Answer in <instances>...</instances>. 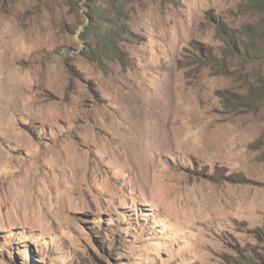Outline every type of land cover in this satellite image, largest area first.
<instances>
[{
  "label": "rangeland",
  "instance_id": "1",
  "mask_svg": "<svg viewBox=\"0 0 264 264\" xmlns=\"http://www.w3.org/2000/svg\"><path fill=\"white\" fill-rule=\"evenodd\" d=\"M253 1L0 0V264H264Z\"/></svg>",
  "mask_w": 264,
  "mask_h": 264
},
{
  "label": "bare ground",
  "instance_id": "2",
  "mask_svg": "<svg viewBox=\"0 0 264 264\" xmlns=\"http://www.w3.org/2000/svg\"><path fill=\"white\" fill-rule=\"evenodd\" d=\"M139 113V112H138ZM142 116H145L146 118L148 119H154L155 117H159L157 112L154 111V110H143L141 111L140 113ZM131 125V124H130ZM132 127H137V124L136 123H132L131 127H129V129H133ZM148 128V127H147ZM146 128V129H147ZM151 128H153V126H150L148 128V131H151ZM154 134H153V139L154 141H157L156 143L161 146L162 148L165 147V146H168L169 145V141L168 139L166 138V133L167 131L165 130V127L164 125L162 126L161 130L160 128L158 127L156 130H155V127H154ZM147 137H148V141H149V135H148V132H147ZM146 137V139H147ZM151 146L147 143L144 147H142V150H141V157L139 159H137V165H138V169L139 170H142V174L144 175V182L146 185L149 184L150 182V179H151V176L153 173H156L158 172L159 170L158 169V165H153L152 162L149 160L148 158V148H150ZM134 151V150H133ZM130 153V152H129ZM128 153V154H129ZM138 153V152H137ZM134 154V153H132ZM136 155V154H135ZM128 156V155H126ZM130 156V155H129ZM134 157V156H133ZM138 158V156H136ZM126 159V157H124V160ZM130 160V159H129ZM136 160V158H135ZM124 162V161H123ZM131 162V160H130ZM134 162V160H133ZM125 165V164H124ZM123 165V167H125ZM135 165V164H134ZM137 170V169H136ZM134 172V171H133ZM138 172V171H136ZM26 189H23L20 194L23 195L22 193L25 192ZM26 195V194H25ZM28 197V196H27ZM16 202H17V205H20V207L22 208V210L25 211V209L29 208L31 205H30V200H26L24 199L23 196H19V198L16 199ZM30 205V206H29Z\"/></svg>",
  "mask_w": 264,
  "mask_h": 264
},
{
  "label": "trees",
  "instance_id": "3",
  "mask_svg": "<svg viewBox=\"0 0 264 264\" xmlns=\"http://www.w3.org/2000/svg\"><path fill=\"white\" fill-rule=\"evenodd\" d=\"M258 4L260 3L263 7H264V0H254L252 4ZM263 9V8H262ZM260 32V31H259ZM260 35H262V32L259 33ZM244 54H248V56H251V59L253 61H256V58L255 56H257L256 54H259L260 57L257 58V61L258 60H261L260 62H263L264 63V48L262 47H252V49L248 50L244 47ZM247 56V55H246ZM260 88L258 89L259 90V98H263L264 97V91H263V87H264V83H262L261 86H259ZM253 88V87H252Z\"/></svg>",
  "mask_w": 264,
  "mask_h": 264
}]
</instances>
